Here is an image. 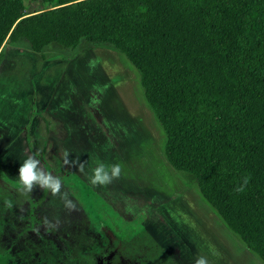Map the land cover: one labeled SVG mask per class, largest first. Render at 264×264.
Returning <instances> with one entry per match:
<instances>
[{"label":"rangeland","instance_id":"1","mask_svg":"<svg viewBox=\"0 0 264 264\" xmlns=\"http://www.w3.org/2000/svg\"><path fill=\"white\" fill-rule=\"evenodd\" d=\"M25 3L27 14L44 8ZM0 54V264H97L106 230L146 264H195L200 256L208 264H264L195 179L167 162L164 130L124 55L88 44L36 54L25 41ZM28 156L62 179L66 199L19 190ZM101 162L119 164L120 175L92 185ZM152 245L160 256L145 252Z\"/></svg>","mask_w":264,"mask_h":264},{"label":"trees","instance_id":"2","mask_svg":"<svg viewBox=\"0 0 264 264\" xmlns=\"http://www.w3.org/2000/svg\"><path fill=\"white\" fill-rule=\"evenodd\" d=\"M31 1L43 10L0 0V53L25 41L36 54L88 44L124 55L167 162L264 263V0Z\"/></svg>","mask_w":264,"mask_h":264},{"label":"clouds","instance_id":"3","mask_svg":"<svg viewBox=\"0 0 264 264\" xmlns=\"http://www.w3.org/2000/svg\"><path fill=\"white\" fill-rule=\"evenodd\" d=\"M120 171L119 164L98 163L91 171L89 182L92 185H107L120 175ZM16 179L19 190L23 192L30 193L34 187H38L53 195L61 194L66 199L65 194L61 193L62 179L41 168L40 161L35 156H28L20 163ZM66 203L67 206H71L70 200H66ZM195 264H208V261L204 256H200L196 259Z\"/></svg>","mask_w":264,"mask_h":264},{"label":"flooded vegetation","instance_id":"4","mask_svg":"<svg viewBox=\"0 0 264 264\" xmlns=\"http://www.w3.org/2000/svg\"><path fill=\"white\" fill-rule=\"evenodd\" d=\"M105 235L108 245L101 257L99 256V263L97 264H146L144 261L140 260L141 258L133 259L130 255L126 254L127 248L123 245L124 243L117 239L109 230L105 231ZM156 249L157 248L152 245L146 248L145 252L152 253L151 251H154L157 256H160ZM154 252L152 254H155Z\"/></svg>","mask_w":264,"mask_h":264}]
</instances>
